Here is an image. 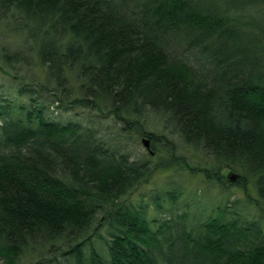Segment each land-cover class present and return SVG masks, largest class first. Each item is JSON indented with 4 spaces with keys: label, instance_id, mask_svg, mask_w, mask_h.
<instances>
[{
    "label": "trees",
    "instance_id": "16d2710c",
    "mask_svg": "<svg viewBox=\"0 0 264 264\" xmlns=\"http://www.w3.org/2000/svg\"><path fill=\"white\" fill-rule=\"evenodd\" d=\"M0 25L15 41L3 71L22 69L30 94L0 104V264H264V0H0ZM33 95L92 115L51 121ZM105 120L166 157L129 159ZM175 141L241 198L192 212L174 187L130 202L182 163Z\"/></svg>",
    "mask_w": 264,
    "mask_h": 264
},
{
    "label": "rangeland",
    "instance_id": "374dc122",
    "mask_svg": "<svg viewBox=\"0 0 264 264\" xmlns=\"http://www.w3.org/2000/svg\"><path fill=\"white\" fill-rule=\"evenodd\" d=\"M11 40L12 37L9 31L2 28L0 25V48L2 46L4 48H10V46L15 43L14 40ZM4 68L5 67L0 63V104L4 103V99H10L16 103L28 105V97L30 94H18L17 90L22 69H19L17 72L19 78H17V80H12L8 74L4 73ZM36 72L37 70L33 65L27 70V73L31 75L36 74ZM33 96L36 97V102L41 106L43 116L60 124L69 120H79L85 124L87 118L92 115V112L87 109L73 108L66 110L64 106L55 107L54 104L50 102V99H46L45 96L43 98L35 95ZM92 118H94V116ZM146 121L149 125L155 127L152 128L153 131H162L160 123L152 116H148ZM106 123H108L107 126H109L105 138L109 143H116L122 152L128 154L129 159L146 161L151 165L166 157V153L161 149V144L159 142L155 143L158 153L149 154L133 133H115L116 130L112 127L111 120H105L101 125H105ZM169 137L171 140L174 139L173 136L168 135V138ZM175 142L176 145L173 155L178 156L177 160L182 163L172 164L166 169L156 167L147 180L140 183L127 196L130 202L139 203L141 200L149 202L151 191H155L156 193L160 189L166 188L169 190L174 187L180 190V194L174 199L175 207H182L192 212H199L204 208L206 210L214 204L221 203V201L228 196L231 199L241 198V189L239 187H231L226 193H223L221 188L215 183L205 181L206 179L203 178L200 169L204 166V159L200 151L191 146L182 145L178 141ZM190 166L193 167L191 170L188 168ZM248 192L250 194L253 193V188L250 185L248 187ZM169 203V201H165L162 205L166 208ZM186 204L187 206L184 207Z\"/></svg>",
    "mask_w": 264,
    "mask_h": 264
},
{
    "label": "water",
    "instance_id": "95a60500",
    "mask_svg": "<svg viewBox=\"0 0 264 264\" xmlns=\"http://www.w3.org/2000/svg\"><path fill=\"white\" fill-rule=\"evenodd\" d=\"M141 144H142V146H143L145 149H147L148 152H150V151L148 150L147 140H146L145 138H141Z\"/></svg>",
    "mask_w": 264,
    "mask_h": 264
}]
</instances>
